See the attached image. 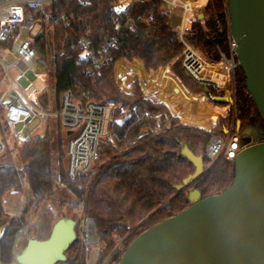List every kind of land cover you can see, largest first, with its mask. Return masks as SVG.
I'll return each mask as SVG.
<instances>
[{
	"label": "trees",
	"instance_id": "obj_1",
	"mask_svg": "<svg viewBox=\"0 0 264 264\" xmlns=\"http://www.w3.org/2000/svg\"><path fill=\"white\" fill-rule=\"evenodd\" d=\"M116 1L55 0L49 8L51 30L38 37L34 46L42 58L52 57L56 106L64 92L75 97L87 92L97 103L113 104L122 110L135 107L126 112V121V117L120 119V114L113 116L111 140L116 145H123L138 133H144L124 150H118L107 137L101 138L89 169L73 179L66 174V149L65 164L61 148L58 149L57 167L53 164L49 130L26 137L15 155L8 145L0 153V228L4 227L0 236L1 264H10L14 237L24 221L22 216L10 219L4 214L3 197L9 191L22 192L23 184L27 188L23 213L31 204L36 209L50 204L58 209L57 221L67 217L61 210L68 206L70 196L82 202V218H91L99 235L93 264H118L140 234L189 207L188 189L198 190L205 198L221 194L234 180V160L221 155L188 189H175L194 172L192 164L179 157L181 146L185 144L195 156L202 157L204 164L208 163L205 147L212 136L223 134L231 116L217 120L224 109L213 107L203 96H195L205 95L211 104L225 106L214 102L213 98L219 95L213 89L203 88L185 76L179 58L183 46L161 0H133L121 12L114 10ZM202 13L203 20L192 21L186 40L211 60L219 61L221 55L227 54V0H208ZM113 18L118 19L119 27L113 26ZM82 41L87 43L97 63L80 57ZM120 60L136 61L128 69L118 68L123 62L117 64V80L121 85L135 75L145 79L141 63L146 72L169 67L170 73L193 95L164 69L155 73L153 80L166 79V90L158 98L185 125L163 104L143 99L136 81L129 93L121 90L114 73V66ZM238 76L244 84L239 66ZM39 100L43 109L48 110V93L40 94ZM237 108L245 113L237 117L239 131H244V135L251 136L254 141L264 140V122L248 95L247 105L240 102ZM252 108L256 110L255 115L251 113ZM148 115L159 117L157 129V118ZM253 120H258V127L250 125ZM130 122L131 130L126 134L124 126ZM214 123L210 131H205ZM58 144L61 145L60 140ZM56 177L59 185L54 186ZM119 240L121 245L115 249ZM87 250L76 235V240L65 252V262L57 264H89Z\"/></svg>",
	"mask_w": 264,
	"mask_h": 264
},
{
	"label": "water",
	"instance_id": "obj_2",
	"mask_svg": "<svg viewBox=\"0 0 264 264\" xmlns=\"http://www.w3.org/2000/svg\"><path fill=\"white\" fill-rule=\"evenodd\" d=\"M227 8L244 89L264 122V0H227ZM197 19L202 20L203 14ZM213 100L226 103L224 96ZM240 148L231 186L219 195L202 198L198 190L188 188L208 168L201 156L183 144L179 157L191 163L194 172L175 189H188L189 207L140 234L118 264H264V140L242 135ZM75 226L76 221L64 217L53 224L45 239L26 238L14 262H65V252L76 240ZM87 227L94 243L88 239ZM83 228L86 245L97 244L99 235L91 218L84 219Z\"/></svg>",
	"mask_w": 264,
	"mask_h": 264
},
{
	"label": "built area",
	"instance_id": "obj_3",
	"mask_svg": "<svg viewBox=\"0 0 264 264\" xmlns=\"http://www.w3.org/2000/svg\"><path fill=\"white\" fill-rule=\"evenodd\" d=\"M54 1L0 0V68L2 71L0 76V86H2L0 153L9 145V139L19 147L26 137L35 134L37 128H41L50 120H56L58 127L66 135L69 132L66 144V174L73 179L79 173L89 169L96 157L99 140L109 136L115 107L112 104L94 102L87 92L82 93L80 97L64 92L59 98L55 111L49 112L43 109L39 100L43 92L35 90L29 96L25 95V91L33 87L34 80L44 83L45 76L35 70L36 62L42 57L34 45L38 37L51 30V14L50 11L45 10V7L50 8ZM161 3L168 16L178 20L174 30L183 46L179 58L185 76L201 87L213 89L219 97L224 96L227 110H234L239 65L235 52L237 45L229 30L226 37L227 54L221 55L219 61L208 59L186 40L191 23L197 19L200 11L197 0H161ZM114 10L115 12L123 10L118 0ZM215 21L221 30L219 22ZM112 24L114 27H119L118 19L113 18ZM129 29H132V26H129ZM82 44L80 57L90 58L97 63L98 60L89 50L87 43L82 41ZM141 65L145 79L137 75L133 78L137 77L135 79L143 99L161 103L167 108L158 98L164 92L163 90H166V79L154 81L153 76L164 69L169 76H173L178 82L179 80L170 73L169 67L156 72H146L142 63ZM12 71L15 72L16 78L11 76ZM187 93L193 95L188 91ZM241 149L240 138L232 123L227 131L223 130L222 135L212 136L205 147V156L209 163H213L221 155L227 160H234ZM53 185H59L58 180H54ZM68 207L81 214L83 204L78 200H71ZM12 218L20 219V210ZM27 232L28 228L24 225L16 232L11 248L10 264L14 261L21 238Z\"/></svg>",
	"mask_w": 264,
	"mask_h": 264
},
{
	"label": "rangeland",
	"instance_id": "obj_4",
	"mask_svg": "<svg viewBox=\"0 0 264 264\" xmlns=\"http://www.w3.org/2000/svg\"><path fill=\"white\" fill-rule=\"evenodd\" d=\"M132 1L133 0H118V4L121 5L122 9H125ZM203 1L204 0H202V2ZM45 10L49 11V6H46ZM202 10H200L199 13H202ZM169 20H170L171 27L174 29L176 27V25L178 24V20L175 17H172V16L169 17ZM200 53L204 57L208 58L204 53H202V52H200ZM208 59H210V58H208ZM134 62H132V63H134ZM35 70H36L37 73H41V74H43L45 76L44 77V81H43L44 83L40 82L39 80H34L33 83H32L33 87H31L30 89L25 91V95L29 96L35 90H37L39 92H47L48 96H49L48 111L49 112H53L56 109V103H55V100H54L53 82H52V78H51V74H52V70H53L52 57H48L47 59L42 58V59L38 60L36 62V65H35ZM10 74H11V76L13 78H16V74H15L14 71H12ZM135 78H137V77H135ZM135 78L131 79V83L132 84L136 81ZM115 80H116V78H115ZM118 86H119V84H118ZM119 87L121 89V86H119ZM237 87H238V89H237V94H236V103H235L236 105H235L234 110L231 108L232 110H230V109H229V111L227 110V114L225 116L219 117V118H224V117H227V116H231V118H230L231 122L227 126V128H224L225 131H227L230 128L232 123L235 125L236 132L239 131L240 130V125H239V127L236 125L237 117L238 116H245L244 111L241 114L239 112V109L237 108V106L240 104V102H241V104L243 103V106L247 105V93H246V91L244 89V84H242L241 81H240V77L239 76H238V85H237ZM121 90H123V87H122ZM1 91H2V86H0V93H1ZM209 104L213 105L210 102H209ZM221 105H223V104H221ZM113 106L115 107L114 115L115 114H120V119L125 118L126 117L125 116L126 112L130 111V110H122L120 107H116L115 105H113ZM251 113H252V115L256 114L255 108L251 109ZM257 118L260 119V117H258V116H257ZM195 128H197V127H195ZM199 129H201V128H199ZM211 129L205 130V131H210ZM47 130H49L51 132V139H52V143H53L52 154H53V164H54V166L57 167V159L59 157V153H58V149L59 148H61V152L63 154V163L65 164V150L64 149H66L65 141H66V139H68L66 137V133L58 127L56 120H50L48 123H46L41 128H37L34 135L43 134ZM201 130H204V129H201ZM110 132H111V130H110ZM244 133L245 132L243 131L242 135H244ZM107 138L111 141L110 134H109V136ZM59 140L61 141V145L60 146L58 144ZM9 146L13 150V155H15L16 151L18 149L17 144H15L14 142H12V140L9 139ZM210 164L211 163H209V162L204 164V168L205 169L208 168L210 166ZM55 180H58V177H56ZM15 193H17V195L19 196V199H20L21 204H22V207L20 209V218H21V216L23 217V219H24L23 225L27 226L28 230H30L29 233L27 232L21 238L20 243H19V247H18V251H17V252H19L25 246L27 237L31 238L33 236V238L45 239L48 236V234H49L54 222L56 221V217H57L56 212L58 211V209L57 208H53V206H51L50 204H46L45 206L36 209L35 205L31 204L29 206L27 212L23 213L22 209H23V206L25 204L26 197H27V188H26V186L23 184V191L22 192H15ZM71 200H75V199L72 196H70L69 199H68V203ZM2 207H3V202H2ZM19 207H20V203L16 202V204H15L13 209L17 210V209H19ZM61 211L64 214H66L67 217L72 218L74 221H76L77 226H75V230H76L77 238L79 239L80 243L85 248L88 249L87 250L88 251V255H89L88 263L89 264H93L96 261V258H97V245H98L99 242L97 244L86 245L85 237H84V228L82 227L84 225V219L82 218V214H79V213L75 212L74 210L70 209L68 206L65 207L64 209H62ZM3 212L10 219L12 218V216L7 214V211L4 208H3ZM34 228H36V231H34ZM3 230H4V227H1L0 228V235L2 234ZM89 240H90V243H94V239L90 238ZM120 245H121V240H119L117 242V245H116L115 249L118 248ZM11 264H18V263L13 261Z\"/></svg>",
	"mask_w": 264,
	"mask_h": 264
},
{
	"label": "crops",
	"instance_id": "obj_5",
	"mask_svg": "<svg viewBox=\"0 0 264 264\" xmlns=\"http://www.w3.org/2000/svg\"><path fill=\"white\" fill-rule=\"evenodd\" d=\"M207 1L208 0H204L203 2H202V0H197V4H198V8L200 9V10H202L203 8H204V6L206 5V3H207ZM120 62H123V63H121L119 66H118V68L119 67H124V68H126V69H128V67H130L131 65H133L134 63H128L127 61H125V60H120V61H118L116 64H115V66H114V73H115V78H116V81H117V83L119 84V86H121V89H122V87H123V90H124V92H126V93H129L130 92V90H131V86H132V83H131V79L133 78H131V79H129V80H126L122 85L118 82V80H117V70H116V66H117V64L118 63H120ZM136 62V61H135ZM139 62V61H138ZM141 63V62H140ZM181 85V84H180ZM185 90V89H184ZM195 96H203L204 98H205V100L207 101V103H209V100H208V98L205 96V95H195ZM213 107H217V108H222V109H224V114L223 115H219V117H223V116H225L226 114H227V108H226V106H214V105H212ZM135 108V107H134ZM133 108V109H134ZM132 109V110H133ZM139 109H140V104H139ZM132 110H130V111H132ZM130 111H127V112H130ZM140 111H141V109H140ZM169 111V110H168ZM142 112V111H141ZM170 112V111H169ZM143 113V112H142ZM241 114L243 113L242 112V110H241V112H240ZM145 114V113H144ZM170 114L172 115V116H174L171 112H170ZM145 115H147V114H145ZM148 116H150V115H148ZM150 117H155V118H157V121H158V123H157V127H156V129L158 128V125H159V117H157V116H150ZM175 117V116H174ZM219 117L217 118V120L219 119ZM126 120H128L127 119V117H126V119H125V121ZM216 120V121H217ZM124 121V122H125ZM131 121H132V119H131ZM216 123V122H215ZM215 123L211 126V128L215 125ZM131 125H132V122H130V123H126L125 124V126H124V133H128V131H129V129L131 130ZM187 126V125H186ZM210 128V129H211ZM155 129V130H156ZM155 130H151V131H155ZM146 132V131H145ZM142 133H144L143 131L142 132H140V133H138L137 135H135V137L134 138H132V139H130L129 141H126V142H124V144L123 145H116L112 140V143L114 144V146L118 149V150H124V149H126L127 148V146L132 142V141H134L138 136H140ZM110 137H111V132H110ZM125 137H126V135H125ZM124 137V138H125ZM111 139V138H110ZM126 140V139H125ZM124 140V141H125ZM12 142H14L13 140H12ZM16 202H19L20 203V207H19V209H17V210H14L13 208H14V206H15V204H16ZM21 207H22V204H21V201H20V199H19V196L17 195V193H15L14 191H10V192H7L6 194H5V196H4V198H3V208L7 211V214L8 215H10V216H13L16 212H18L20 209H21ZM1 236V235H0Z\"/></svg>",
	"mask_w": 264,
	"mask_h": 264
},
{
	"label": "flooded vegetation",
	"instance_id": "obj_6",
	"mask_svg": "<svg viewBox=\"0 0 264 264\" xmlns=\"http://www.w3.org/2000/svg\"><path fill=\"white\" fill-rule=\"evenodd\" d=\"M258 120H253V121H251L250 122V125H252V126H254V127H258V125H259V122H257ZM243 133H242V131H239V132H237V135L241 138V135H242Z\"/></svg>",
	"mask_w": 264,
	"mask_h": 264
},
{
	"label": "bare ground",
	"instance_id": "obj_7",
	"mask_svg": "<svg viewBox=\"0 0 264 264\" xmlns=\"http://www.w3.org/2000/svg\"><path fill=\"white\" fill-rule=\"evenodd\" d=\"M87 230H88V239H90L91 238L90 227H87Z\"/></svg>",
	"mask_w": 264,
	"mask_h": 264
}]
</instances>
